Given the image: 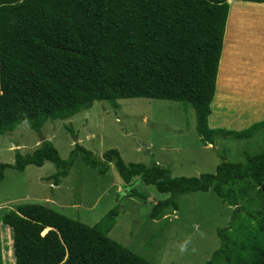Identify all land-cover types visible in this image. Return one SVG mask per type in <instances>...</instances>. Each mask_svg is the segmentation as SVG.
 Returning <instances> with one entry per match:
<instances>
[{"label": "trees", "instance_id": "obj_1", "mask_svg": "<svg viewBox=\"0 0 264 264\" xmlns=\"http://www.w3.org/2000/svg\"><path fill=\"white\" fill-rule=\"evenodd\" d=\"M230 1L264 0H0V135L21 123L40 132L47 121L66 120L94 101L118 109L117 100L151 98L188 104L205 144L215 136L248 138L264 119L236 131L211 128L208 118L224 45ZM104 175L113 162L122 182L138 177L169 196L152 205L150 218L178 208L176 197L211 190L221 203L246 211L239 226L219 228V246L204 264H264V149L243 162L222 160L215 172L171 176L158 163H125L118 150L104 160L74 144L62 159L43 140L31 153L16 151L8 167L51 162L57 184L76 157ZM133 195L135 191L131 189ZM249 202L254 212L241 208ZM245 212V213H244ZM119 207L92 226L41 204H21L2 216L12 239L14 264H154L112 239ZM49 228L46 233L45 229ZM6 248V246H4ZM0 264H2L0 257Z\"/></svg>", "mask_w": 264, "mask_h": 264}, {"label": "rangeland", "instance_id": "obj_2", "mask_svg": "<svg viewBox=\"0 0 264 264\" xmlns=\"http://www.w3.org/2000/svg\"><path fill=\"white\" fill-rule=\"evenodd\" d=\"M236 2L264 6V3L232 1L226 29L231 4ZM240 22L243 24L241 28H245L237 34L236 42L240 43L239 37L245 38L242 34H246V26H250L251 32L257 29L260 40L263 36L264 43V18L259 23L245 19ZM228 33L233 35L231 29ZM252 77L248 75L249 80ZM244 83L240 88H232L227 82L224 84L223 104L220 103L221 108L215 115L222 126L213 124L215 121H210L209 116V127L239 131L264 119L263 79L259 76ZM117 103L119 108L115 109L106 101H94L88 109L66 120L45 122L40 132L31 129L28 123L17 125L7 134L0 135V165L13 164L16 151L22 155L31 153L46 139L62 159L69 158L77 143L91 151L98 160H104L105 151L116 149L125 163L151 165L155 162L160 167L169 168L171 176L198 177L215 172L216 165L222 160L243 162L245 152L253 154L264 149V129L248 138L217 135L212 144L203 143L195 128L194 110L188 104L151 98L120 99ZM253 108L256 117L246 119ZM210 115H213L212 109ZM55 172L51 162H45L41 167L28 165L23 171L11 167L4 170L0 183L2 264H14V257L11 231L1 219L6 212L21 204H41L89 226L117 206L119 213L108 235L154 264H204L219 246L217 229L229 224L239 226L250 213L246 211L243 215L239 212L233 218L236 207L221 203L209 190L180 194L176 197V210L168 207L163 214L150 218L152 205L169 194L145 185L138 177L131 185L123 183L113 162H109L107 172L100 175L77 156L68 174L57 184L52 178ZM238 206V210H257L249 202H240ZM47 231L48 228L42 233Z\"/></svg>", "mask_w": 264, "mask_h": 264}, {"label": "crops", "instance_id": "obj_3", "mask_svg": "<svg viewBox=\"0 0 264 264\" xmlns=\"http://www.w3.org/2000/svg\"><path fill=\"white\" fill-rule=\"evenodd\" d=\"M248 4H250V3H248ZM253 5H255V4H253ZM255 7L259 8L260 6L256 5ZM230 11H231V9H230ZM229 16H230V14H229ZM240 21L241 20H232V21L229 20L228 25H227V29H226L224 46H223V50H222L223 52L221 54V58H220V62H219L217 81H216L217 82V88H219V89H217V91L215 90L216 92H215L214 97H213V99H215L216 97H219L221 100V104H223V97H225V94H224V92H225L224 86L225 85L224 84L226 82L228 83V86L230 85L232 88H235V87L240 88L241 86H243L245 84L244 82H251V81L257 79L259 76L264 81V43H262L263 36L260 40L259 38L261 36H259L260 34L258 35L259 32L257 30H256V32L248 31V33L246 32V36L244 33H243L244 35L242 34L246 38L241 39V37H239V38H237V40L239 39L240 43L236 42L235 38L237 37V34L244 31V29L241 28V22ZM229 29L232 30L233 35L228 33ZM255 34L258 35L259 38H255ZM229 40H231V43H229V45H228ZM252 40H253V42H251ZM259 41H261V43H258ZM252 44L255 46H253ZM227 53H228V56L226 57ZM239 57L244 59V61L240 60ZM246 59H248V60L246 61ZM250 59H252V60H250ZM237 61H239L241 64H239V62H237ZM248 75H250V78L253 76L251 80H249L250 78L248 79ZM252 83L247 84V85H252ZM213 101L214 100H212V102H211V109H212ZM255 111H256V109L253 108V112H248L246 119H248V118L251 119V118L256 117ZM212 112H213V115L212 116L210 115V121L214 120L215 122H213V124H219L217 126H222L220 124V121L215 118L213 109H212ZM258 119H260V118H258ZM257 120H255V121H257ZM240 124H242V120H240ZM229 128L234 129L236 127H229Z\"/></svg>", "mask_w": 264, "mask_h": 264}, {"label": "bare ground", "instance_id": "obj_4", "mask_svg": "<svg viewBox=\"0 0 264 264\" xmlns=\"http://www.w3.org/2000/svg\"><path fill=\"white\" fill-rule=\"evenodd\" d=\"M231 5H232V7H231V11H230V16H229V20L230 21H232V20H244L245 19V20H247V22H249V21H255L256 23H259V22H261V19L264 18V6H260L258 8V7H255L256 5L248 4V3H240V2L232 3ZM241 25H243V24L241 23ZM246 27H248L247 28L248 30H246L247 33H248V31H250L249 30L250 29V26H246ZM244 28L245 27L243 26V29ZM252 30H253V28H252ZM253 32H256V31H253ZM258 35H259V33H258ZM258 35L255 34V38H259L260 35L259 36ZM245 36H246V34H245ZM251 42H253V40ZM253 46H255V45H253ZM240 57H239V59H240ZM240 60H243L244 61V59H242V58ZM247 60L248 59H246V61ZM237 62H239V61H237ZM239 64H241V63L239 62ZM220 103H221L220 98L219 97H216L214 99L213 103H212V109L214 110V115H216L217 112L219 111V107L221 105Z\"/></svg>", "mask_w": 264, "mask_h": 264}, {"label": "clouds", "instance_id": "obj_5", "mask_svg": "<svg viewBox=\"0 0 264 264\" xmlns=\"http://www.w3.org/2000/svg\"><path fill=\"white\" fill-rule=\"evenodd\" d=\"M39 146V144L37 145V147ZM48 230H49V228H48Z\"/></svg>", "mask_w": 264, "mask_h": 264}]
</instances>
